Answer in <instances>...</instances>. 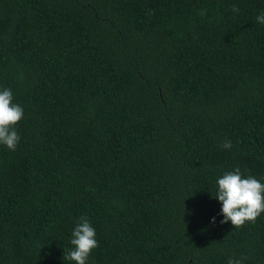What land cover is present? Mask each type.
I'll return each mask as SVG.
<instances>
[{
    "label": "trees",
    "instance_id": "trees-1",
    "mask_svg": "<svg viewBox=\"0 0 264 264\" xmlns=\"http://www.w3.org/2000/svg\"><path fill=\"white\" fill-rule=\"evenodd\" d=\"M261 12L0 0V90L24 109L15 150L0 144V264H75L81 216L86 264H264V212L235 228L214 198L236 168L264 183Z\"/></svg>",
    "mask_w": 264,
    "mask_h": 264
},
{
    "label": "clouds",
    "instance_id": "clouds-1",
    "mask_svg": "<svg viewBox=\"0 0 264 264\" xmlns=\"http://www.w3.org/2000/svg\"><path fill=\"white\" fill-rule=\"evenodd\" d=\"M232 12H239L236 5ZM201 14H205L201 10ZM256 21L264 24V12L256 17ZM13 94L10 89L0 90V144L9 150H15L20 137L15 130V125L23 119L24 109L19 104L12 102ZM231 141H224L221 147L231 148ZM214 198L222 204L221 214L224 219L221 223L231 222L235 228L242 227L246 221L254 222L264 212V183L253 176L244 177L239 168L224 173L217 179V191ZM215 222V217L212 218ZM96 231L86 216H81L72 231L70 241L73 246L63 259L75 261V264H86L87 258L94 248L98 246L95 239ZM243 258H230L227 264H242Z\"/></svg>",
    "mask_w": 264,
    "mask_h": 264
}]
</instances>
